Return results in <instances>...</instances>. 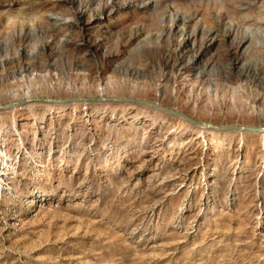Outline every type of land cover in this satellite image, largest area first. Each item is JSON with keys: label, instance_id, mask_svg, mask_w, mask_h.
I'll use <instances>...</instances> for the list:
<instances>
[{"label": "rangeland", "instance_id": "1", "mask_svg": "<svg viewBox=\"0 0 264 264\" xmlns=\"http://www.w3.org/2000/svg\"><path fill=\"white\" fill-rule=\"evenodd\" d=\"M239 125L264 0H0V264H264Z\"/></svg>", "mask_w": 264, "mask_h": 264}, {"label": "water", "instance_id": "2", "mask_svg": "<svg viewBox=\"0 0 264 264\" xmlns=\"http://www.w3.org/2000/svg\"><path fill=\"white\" fill-rule=\"evenodd\" d=\"M49 98H46L44 100H47ZM27 100H30L29 98H26L24 99V101H27ZM183 117H185L186 119L192 121V122H195V123H201V124H204L206 126H209V127H214V128H217L216 125H213V124H210V123H207V122H203V121H197V120H194L192 118H189L188 116L184 115V114H181ZM237 128H240V129H250V130H256L258 129V126H249V125H239V126H235Z\"/></svg>", "mask_w": 264, "mask_h": 264}, {"label": "bare ground", "instance_id": "3", "mask_svg": "<svg viewBox=\"0 0 264 264\" xmlns=\"http://www.w3.org/2000/svg\"><path fill=\"white\" fill-rule=\"evenodd\" d=\"M177 19V18H176ZM176 26V25H175ZM181 27V26H180ZM188 33V32H187ZM181 34L183 35L184 33L181 32ZM213 38V37H212ZM184 43H189V35H183L179 42H178V46L181 47V46H185L186 44ZM186 48V47H185ZM181 68H183L184 70H186L187 68L183 66H181ZM188 71V70H187ZM253 131V130H252ZM254 131H264V125H259L258 126V129L254 130Z\"/></svg>", "mask_w": 264, "mask_h": 264}]
</instances>
